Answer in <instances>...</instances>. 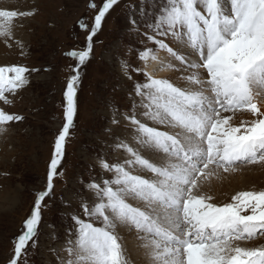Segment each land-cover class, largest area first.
<instances>
[{
    "label": "snow or ice",
    "instance_id": "obj_1",
    "mask_svg": "<svg viewBox=\"0 0 264 264\" xmlns=\"http://www.w3.org/2000/svg\"><path fill=\"white\" fill-rule=\"evenodd\" d=\"M119 3H91V22L78 24L87 33L84 47L65 53L76 61L64 92L65 123L54 142L46 186L35 193L8 264H23L22 257L38 243L46 200L63 175L82 68L91 59L93 38ZM145 3L141 0L142 19L148 15ZM30 15L34 12L0 9V38L14 39L17 21ZM128 24L137 32L143 26L146 39L178 62L185 84L135 69L144 82H134L130 109L122 115L125 140L131 142L120 140L117 147L126 157L114 164L98 157V167L112 176L88 181L84 191L91 196L78 194L81 211L71 216L63 249L67 257L60 264H264V244L249 243L264 239V189L238 191L227 201L214 194V181L223 185L251 166L264 167V106L259 103L264 0H164L151 22L141 25L133 12ZM169 37L176 48L165 42ZM152 52L142 50L139 57L156 59ZM127 69L122 64L125 75ZM32 71L39 70L0 66L4 105L13 103L6 93L24 88ZM23 119L0 107V134ZM112 122L119 123L115 117ZM119 229L135 234L136 255Z\"/></svg>",
    "mask_w": 264,
    "mask_h": 264
},
{
    "label": "rangeland",
    "instance_id": "obj_2",
    "mask_svg": "<svg viewBox=\"0 0 264 264\" xmlns=\"http://www.w3.org/2000/svg\"><path fill=\"white\" fill-rule=\"evenodd\" d=\"M93 2L99 5L101 0H0V9L34 12L17 21L14 39L0 43V66L23 65L39 70L31 72L30 82L15 95L6 93L13 101L11 105L0 101V107L24 117L0 135V264H8L14 254V239L31 214L35 193L46 186L54 142L65 123L64 92L76 66L65 53L84 47L87 33L78 24L82 19L91 22L94 12L89 5ZM163 3L146 0L148 15L142 19L141 0H120L93 38L91 59L81 71L74 126L66 138L60 169L63 175L54 180V196L46 200L48 206L42 211L38 243L22 257L23 264H60L67 257L63 249L72 227L71 216L81 211L78 194L91 196L84 191L88 181L94 178L100 182L112 176L98 167V157L113 164L125 159L126 153L117 147L127 135L122 115L130 109L129 93L134 82H144V76L135 69L185 84L177 70L178 62L146 39L143 26L137 32L128 24L133 12L141 25L151 22ZM165 42L177 47L170 37ZM145 49L153 50L150 57L154 54L161 59L159 66L150 69L148 64L154 59H140L139 53ZM124 63L128 65L127 75L122 70ZM114 117L118 124L112 122ZM257 168L259 165L251 166L233 179H243ZM250 188L245 183L239 190Z\"/></svg>",
    "mask_w": 264,
    "mask_h": 264
},
{
    "label": "bare ground",
    "instance_id": "obj_3",
    "mask_svg": "<svg viewBox=\"0 0 264 264\" xmlns=\"http://www.w3.org/2000/svg\"><path fill=\"white\" fill-rule=\"evenodd\" d=\"M2 41H3V38H0V43ZM160 63H161V59L157 58V59H154L153 61H151L150 64H148V66L151 69V67L153 68V67L159 66ZM166 75L167 76H165V77H167V78L170 77V75L172 77V74H170V75L166 74ZM182 75L183 74L181 73L180 76H182ZM261 98H264V97H261ZM259 103H260V105L264 106V100H260ZM237 117H239L240 119H245V120L249 118L247 115L241 116L239 113L237 114ZM108 157H112V156L111 155L109 156V154H108ZM234 176L235 175H233L230 178V180L225 181L223 183V185H220L218 182L214 181V194L217 196V198L219 200H221V201L229 200L231 195H234L238 191H242V190H239V189H240L241 185H243L245 183H246L247 186H250L251 188L250 189H244V190H252L253 188H255L257 190L264 189V167L259 166V168H257L256 171L253 174L249 173L243 179H240V180L233 179ZM242 180H243V182L241 184H239ZM230 181L232 183H227V182H230ZM237 185H238V187H237ZM228 193H230L229 194L230 196L228 195ZM17 203H18V201H17ZM120 233L125 238V240L127 242V245H128V248L132 251L133 255H136L135 244L137 243V241L135 239V234L134 233H130L129 234L126 229H121ZM249 243L252 244V245L264 244V239H258V240H255V241H251Z\"/></svg>",
    "mask_w": 264,
    "mask_h": 264
}]
</instances>
